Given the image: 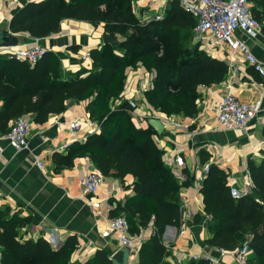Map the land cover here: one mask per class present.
<instances>
[{
	"label": "trees",
	"instance_id": "obj_1",
	"mask_svg": "<svg viewBox=\"0 0 264 264\" xmlns=\"http://www.w3.org/2000/svg\"><path fill=\"white\" fill-rule=\"evenodd\" d=\"M134 0H38L20 7L9 27L14 33L35 38L48 37L62 30L66 20L103 25L105 33L118 39L91 50L92 67L65 72L54 51H47L35 65L0 53V133L10 130L18 117L35 114L44 123L52 114L65 110L71 100H89L91 119L100 123L101 132L91 134L84 143H73L67 158L89 154L106 176L123 181L133 175L131 195L119 203L113 217L125 213L130 231L140 235L153 226L143 241L138 264H173L171 250L163 241L167 226H181L182 205L177 194L189 181L178 178L163 160L152 128H137L127 99L117 100L127 79L126 69L143 66L153 74V86L145 92L148 103L167 116L193 117L199 111V86L222 82L229 66L193 45V29L198 19L171 0L161 20L146 23L133 9ZM252 13L261 20L256 3ZM58 160V154L55 155ZM253 194L235 198L228 174L218 165L205 174L201 193L204 211L212 217L209 246L228 253L249 242V264H264V159L249 160ZM30 217L0 211L1 264H72L78 248L77 236H70L56 248L45 237L27 239L21 228ZM112 254L98 249L93 257L77 264H114ZM189 264H211L204 257ZM225 264V263H222Z\"/></svg>",
	"mask_w": 264,
	"mask_h": 264
},
{
	"label": "crops",
	"instance_id": "obj_2",
	"mask_svg": "<svg viewBox=\"0 0 264 264\" xmlns=\"http://www.w3.org/2000/svg\"><path fill=\"white\" fill-rule=\"evenodd\" d=\"M30 1L38 0H0V26L5 24L0 30H11L9 22L12 16ZM250 5L252 10L254 3L250 1ZM169 7L170 3L163 0L133 1V9L144 23ZM256 7L262 18L261 33L253 39L239 35L247 41L250 51L264 69V6L258 1ZM14 34L18 35L19 47L30 45L37 39L29 34ZM105 34L103 25L66 20L59 33L39 38V41L57 53L65 72H76L92 67V58L83 62L79 55L106 44ZM192 44L212 57L224 60L229 66L222 82L199 86V111L193 117L172 115L171 122L166 125L161 117L167 115L155 110L145 97V92L153 86V74L143 66L126 69L125 86L117 99L137 101V109L131 114L135 125L154 130L153 137L163 151L165 164L175 172L179 183H190L177 194L182 205V225L167 226L163 235L164 243L171 250L168 260L173 264H189L194 257L217 258L221 255L218 248L206 242L212 235L210 227L213 220L204 211L201 187L210 166L218 165L228 174L232 194L238 199L253 194L249 160L259 163L264 159V76L261 71L242 53H235L227 43L206 39L200 43L192 40ZM227 94L260 108L246 132L227 130L216 120L214 107ZM2 104L0 101V108ZM88 104L89 100H71L63 112L52 114L44 123L36 122L35 114L30 113L29 147L21 151L10 146L0 133V211L31 218L30 224L20 230L27 239L43 236L58 248L70 236H77L79 244L71 257L72 264L90 259L98 249H106L112 255L121 249L116 238L105 239L102 232L108 228L119 203H124L131 195L132 190L128 186L135 181L133 175H127L124 181L112 174L104 175L89 154L67 158L73 143H84L91 134L101 132V128L91 132L85 126L74 135L69 129L68 123L75 118L91 119ZM259 114L263 117L262 122L258 119ZM153 117L166 125L161 134L149 124ZM178 155L184 158L182 166L175 162ZM37 159H41L42 167L37 165ZM92 170L102 173L105 180L97 195L83 197L81 180ZM89 199L101 201V214L87 205ZM153 231L150 225L142 230L140 236L145 241ZM2 251L0 245V264ZM219 258L225 264H236L232 253ZM129 260L130 264H138L139 250L131 251Z\"/></svg>",
	"mask_w": 264,
	"mask_h": 264
},
{
	"label": "built area",
	"instance_id": "obj_3",
	"mask_svg": "<svg viewBox=\"0 0 264 264\" xmlns=\"http://www.w3.org/2000/svg\"><path fill=\"white\" fill-rule=\"evenodd\" d=\"M169 3L171 0H163ZM180 3L185 11L196 16L198 22L193 29V40L195 43L204 42L206 39L214 40L220 43H227L235 53H242L248 61L257 65V68L264 76V69L260 67L257 58L250 51L247 41L239 35L256 38L261 33L262 23L255 17L251 10L249 0H180ZM165 12L158 13L153 17L159 20ZM50 51L49 48L42 45L39 38L27 46L1 48L0 53L15 56L22 61H27L31 65L43 57ZM81 61L86 62L91 59V51L87 50L79 55ZM131 108V114L137 109V101L128 99ZM260 111L259 107H252L250 104L243 103L233 94H227L220 98L214 107L215 117L218 123L227 130H235L246 132L250 122L257 117ZM172 116H165L163 121L166 125L171 122ZM259 121H263V117L259 114ZM58 122V121H57ZM177 126L180 123L175 122ZM165 125V126H166ZM70 131L75 135L83 127H87L89 131L100 130V123L96 120H85L75 118L68 123ZM32 130L31 123L28 117H18L11 121L10 130L3 134L10 146L17 151H21L29 147V134ZM77 136L75 137V139ZM175 162L182 166L184 158L180 155L175 157ZM37 165L43 166L41 159H37ZM208 170V168L206 169ZM105 176L92 170L81 180L82 196L97 195L99 189L104 183ZM87 205L97 214H101L100 200H87ZM189 216V214H188ZM102 237L105 239L116 238L121 247H126L130 251H138L143 243L140 235H134L130 231V224L125 214L113 217L110 219L108 228L102 232ZM222 257L228 252L224 249H219ZM236 264H248L251 256L249 242H245L239 249L232 252ZM197 258V257H194ZM211 261V264H222V258L206 256Z\"/></svg>",
	"mask_w": 264,
	"mask_h": 264
},
{
	"label": "water",
	"instance_id": "obj_4",
	"mask_svg": "<svg viewBox=\"0 0 264 264\" xmlns=\"http://www.w3.org/2000/svg\"><path fill=\"white\" fill-rule=\"evenodd\" d=\"M104 43H117L118 39L111 37L109 34L104 35ZM18 35L12 33L9 29L0 30V49L14 47L18 45ZM149 124L161 134L166 128L165 124L158 118H150ZM131 251L126 247H121L120 250L112 255V261L114 264H130Z\"/></svg>",
	"mask_w": 264,
	"mask_h": 264
},
{
	"label": "rangeland",
	"instance_id": "obj_5",
	"mask_svg": "<svg viewBox=\"0 0 264 264\" xmlns=\"http://www.w3.org/2000/svg\"><path fill=\"white\" fill-rule=\"evenodd\" d=\"M4 27H5V24H2V25L0 26V28H4ZM220 256H221V255H220ZM220 256H217V258H219ZM214 257H215V256H214ZM253 262H254V261H251L250 264H253ZM248 264H249V262H248Z\"/></svg>",
	"mask_w": 264,
	"mask_h": 264
}]
</instances>
